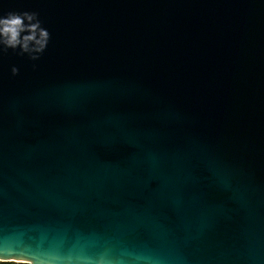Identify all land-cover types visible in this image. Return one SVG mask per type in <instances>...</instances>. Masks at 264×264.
I'll use <instances>...</instances> for the list:
<instances>
[{"label":"water","instance_id":"95a60500","mask_svg":"<svg viewBox=\"0 0 264 264\" xmlns=\"http://www.w3.org/2000/svg\"><path fill=\"white\" fill-rule=\"evenodd\" d=\"M0 10V262L264 264V0Z\"/></svg>","mask_w":264,"mask_h":264},{"label":"clouds","instance_id":"9594fccd","mask_svg":"<svg viewBox=\"0 0 264 264\" xmlns=\"http://www.w3.org/2000/svg\"><path fill=\"white\" fill-rule=\"evenodd\" d=\"M50 34L41 26L38 14L35 12L0 10V58L10 50H20L21 54H28L30 59H38L33 53H43L47 47ZM32 45V47H30ZM13 75L17 69L13 68ZM7 264V262H5Z\"/></svg>","mask_w":264,"mask_h":264},{"label":"trees","instance_id":"16d2710c","mask_svg":"<svg viewBox=\"0 0 264 264\" xmlns=\"http://www.w3.org/2000/svg\"><path fill=\"white\" fill-rule=\"evenodd\" d=\"M0 264H5V262H0ZM7 264H22V263L7 262ZM25 264H26V263H25Z\"/></svg>","mask_w":264,"mask_h":264}]
</instances>
